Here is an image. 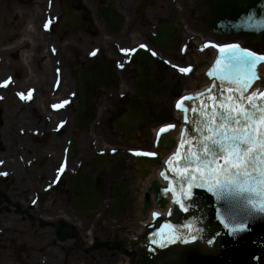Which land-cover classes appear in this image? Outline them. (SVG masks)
<instances>
[{
	"label": "flooded vegetation",
	"instance_id": "1",
	"mask_svg": "<svg viewBox=\"0 0 264 264\" xmlns=\"http://www.w3.org/2000/svg\"><path fill=\"white\" fill-rule=\"evenodd\" d=\"M205 7V0H0V264H73V255L88 256L103 218L73 212L71 174L90 169L107 184L118 178L115 158L98 167L97 137L136 94L127 52L151 43L160 23L175 25L180 45ZM110 57L119 79L97 87ZM79 85L92 94L96 114L83 129L74 121Z\"/></svg>",
	"mask_w": 264,
	"mask_h": 264
},
{
	"label": "snow or ice",
	"instance_id": "2",
	"mask_svg": "<svg viewBox=\"0 0 264 264\" xmlns=\"http://www.w3.org/2000/svg\"><path fill=\"white\" fill-rule=\"evenodd\" d=\"M247 19L252 21L253 17L249 15ZM50 24L48 21L44 27ZM216 47L226 63L222 68L214 67L207 75L217 78L219 83L177 102L176 107L185 113L184 136L177 142L171 135L173 124L159 129L161 143L177 147L161 175L169 180L164 194L172 193V202L178 210L191 213L192 209H209L208 199L214 197L211 210L223 227L235 235L250 230L249 222L264 220V91L253 89L260 79L257 63L264 61V55L239 44ZM215 64L220 65L221 61L218 59ZM179 71L188 74L192 67ZM10 79L3 84L7 86ZM23 98L31 99V93ZM197 188L205 192L197 194L194 192ZM206 194L211 197L204 199ZM196 219L199 222L200 217ZM208 227L214 230L213 225ZM201 231L191 222L179 228L169 225L163 242L155 238L152 242H160L161 247L177 241L187 244L196 241ZM207 243L213 241L209 239Z\"/></svg>",
	"mask_w": 264,
	"mask_h": 264
},
{
	"label": "water",
	"instance_id": "3",
	"mask_svg": "<svg viewBox=\"0 0 264 264\" xmlns=\"http://www.w3.org/2000/svg\"><path fill=\"white\" fill-rule=\"evenodd\" d=\"M209 3V13L210 17L208 20L207 28L219 35L225 34H244L250 42H258L261 36L264 34V0H208ZM251 15L253 17L252 21H249L247 17ZM166 29L163 28L161 35L159 36L158 43L166 44L168 40V35L165 33ZM218 59L221 61L220 65H216V68H222L226 60L219 55ZM217 59V60H218ZM138 63H142V81L144 85L154 82L150 78V73L148 69L150 67V57L146 54H141L137 59ZM108 77H113V75L105 74V79ZM215 78V77H213ZM150 90L147 86L144 87L142 96L153 95L157 91H161L163 87H157L156 83L149 85ZM83 109V105L81 107ZM136 110H138L136 106ZM138 114V115H137ZM138 118L144 117L139 113L132 112L128 118L134 120L135 116ZM139 121H134L131 125V130H135L138 126ZM156 180V176L153 178ZM74 182V181H73ZM97 187L102 188V183L99 181ZM92 188V190H91ZM164 187L160 186L156 182L152 184L151 190L155 192L156 199L159 206H164ZM83 190L95 191L96 186H92L89 181H87L86 189L85 185ZM200 194L204 193L205 190H197ZM96 193V191H95ZM144 193L140 194L142 197ZM128 194V189L126 185H116L114 186L112 196L115 201L111 207V211L116 218H121L123 216L124 210L127 208L125 202V197ZM211 197V194H206L205 199ZM91 199V198H90ZM81 205H89L90 200L88 197L83 196ZM210 206L214 203V197L208 199ZM79 204V203H78ZM78 204H75L78 207ZM175 210L178 212V207L175 205ZM211 215L216 218L220 229L223 227V222L220 221L214 211L211 210ZM224 238V252L221 255H211L203 254L198 257L200 264H264V220L257 218L253 222H249L248 231L233 235L230 229H226ZM134 242V240H133ZM98 245H106L103 242H98ZM117 245V244H116ZM118 247V246H117ZM132 249L137 250L138 246L133 243ZM128 249V250H132ZM127 253L126 250L123 249ZM187 254L188 252H182ZM144 264H147L148 257L143 258ZM126 264H131L130 256L126 254ZM149 264H153L150 262Z\"/></svg>",
	"mask_w": 264,
	"mask_h": 264
},
{
	"label": "rangeland",
	"instance_id": "4",
	"mask_svg": "<svg viewBox=\"0 0 264 264\" xmlns=\"http://www.w3.org/2000/svg\"><path fill=\"white\" fill-rule=\"evenodd\" d=\"M162 52L163 54H165L164 50H162ZM170 59H172V57H170ZM182 61H184V59ZM89 136L90 134L88 135V138ZM120 136L121 134L115 133L112 129L104 128L101 136H99V140L101 142L100 146H104V148L107 149V147L111 145H118L123 147L131 145L128 144L127 142H123ZM132 145L144 147L145 143L132 144ZM125 223H126L125 221L115 222L110 215L104 213L103 230L98 233V237L102 238L103 240H112V241L117 239L122 240V242H124L125 244V247H127L128 234L126 233L127 228L125 226ZM96 252L98 253L97 255L100 258V261H97V257L95 256ZM86 253L88 254V256L86 257L83 255V258L80 259L76 258L73 255L72 263L73 264H119L122 263L123 258H126L123 254H119L117 251L111 252L107 249H98L96 251H90Z\"/></svg>",
	"mask_w": 264,
	"mask_h": 264
},
{
	"label": "bare ground",
	"instance_id": "5",
	"mask_svg": "<svg viewBox=\"0 0 264 264\" xmlns=\"http://www.w3.org/2000/svg\"><path fill=\"white\" fill-rule=\"evenodd\" d=\"M173 136V134H171ZM150 173L147 177H145L144 180H140V185L142 186H147V184L149 183L150 179L155 177L156 176V180H157V175L155 174V167H151L150 169ZM141 229H136V228H133L132 231H128V237H127V241H128V244H127V247L128 249H132V244H133V240H134V236L137 235V234H140ZM142 231V230H141ZM135 233V234H134ZM133 234V236H131ZM126 257V255H124ZM119 264H126V258H123L122 260V263H119Z\"/></svg>",
	"mask_w": 264,
	"mask_h": 264
}]
</instances>
